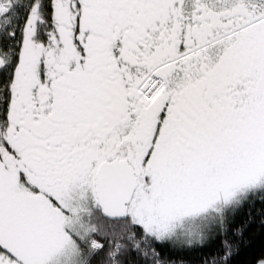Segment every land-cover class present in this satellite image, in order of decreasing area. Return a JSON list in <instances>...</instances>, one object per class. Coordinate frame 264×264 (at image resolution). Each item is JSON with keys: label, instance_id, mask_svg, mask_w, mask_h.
I'll return each mask as SVG.
<instances>
[{"label": "snow or ice", "instance_id": "obj_1", "mask_svg": "<svg viewBox=\"0 0 264 264\" xmlns=\"http://www.w3.org/2000/svg\"><path fill=\"white\" fill-rule=\"evenodd\" d=\"M258 237L264 0H0V264H264Z\"/></svg>", "mask_w": 264, "mask_h": 264}, {"label": "trees", "instance_id": "obj_2", "mask_svg": "<svg viewBox=\"0 0 264 264\" xmlns=\"http://www.w3.org/2000/svg\"><path fill=\"white\" fill-rule=\"evenodd\" d=\"M256 231L258 232V229H257ZM262 239H264V238H260V237H258V238L254 241V243L257 244V245H259V244L261 243V240H262Z\"/></svg>", "mask_w": 264, "mask_h": 264}]
</instances>
